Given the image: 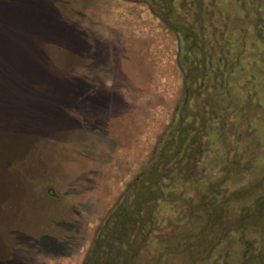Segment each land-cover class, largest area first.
I'll return each instance as SVG.
<instances>
[{"label":"rangeland","instance_id":"obj_1","mask_svg":"<svg viewBox=\"0 0 264 264\" xmlns=\"http://www.w3.org/2000/svg\"><path fill=\"white\" fill-rule=\"evenodd\" d=\"M240 1L253 2V94L263 104L252 112L257 137L234 139L240 160L251 140L256 173L225 184L239 187V211L220 228L242 236L197 264H219L226 251L228 264H264V0ZM176 51L174 34L145 4L0 0V264L81 263L125 173L171 119L182 86Z\"/></svg>","mask_w":264,"mask_h":264},{"label":"trees","instance_id":"obj_2","mask_svg":"<svg viewBox=\"0 0 264 264\" xmlns=\"http://www.w3.org/2000/svg\"><path fill=\"white\" fill-rule=\"evenodd\" d=\"M127 1L145 4L174 34L182 86L146 164L101 218L80 264H166L178 255L204 263L227 238L245 231L222 234L225 215L239 205V187L225 184L256 173L250 143L257 124L252 128L251 120L263 103L253 94V2ZM258 21L264 43V18ZM244 133L251 140L240 160L234 138ZM218 145L224 148L217 151ZM225 255L219 264L229 263Z\"/></svg>","mask_w":264,"mask_h":264},{"label":"crops","instance_id":"obj_3","mask_svg":"<svg viewBox=\"0 0 264 264\" xmlns=\"http://www.w3.org/2000/svg\"><path fill=\"white\" fill-rule=\"evenodd\" d=\"M167 126V125H166ZM156 143V142H155ZM149 157V156H148ZM148 157L145 159V161H143L142 162V164L141 165H139L138 167H136V166H131V167H129V169H128V171L125 173V179L123 178V180H124V187H123V190L125 189V187H126V185L134 178V176H136L138 173H139V171L142 169V167L146 164V162H147V160H148ZM122 180V181H123ZM121 181V182H122ZM123 190L120 192V194L123 192ZM119 194V195H120ZM119 195H116V197H115V201H116V199L118 198V196ZM115 201H114V203H115ZM113 203V200L111 201V203L109 204V206L107 207V210L104 212V214L112 207V205L114 204ZM103 214V215H104ZM103 215H102V217H103ZM101 217V218H102ZM101 218H100V220H101ZM100 220H99V222H100ZM99 224V223H98ZM97 224V225H98ZM96 225V226H97ZM96 226H95V228H96ZM95 228H94V230H95Z\"/></svg>","mask_w":264,"mask_h":264}]
</instances>
